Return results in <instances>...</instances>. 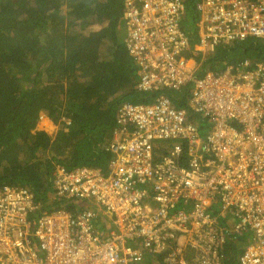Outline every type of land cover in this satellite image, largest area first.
<instances>
[{
    "label": "built area",
    "instance_id": "obj_1",
    "mask_svg": "<svg viewBox=\"0 0 264 264\" xmlns=\"http://www.w3.org/2000/svg\"><path fill=\"white\" fill-rule=\"evenodd\" d=\"M185 3L123 0L136 88L159 94L118 106L105 171L56 166L52 208L0 188V264H224L239 238L236 264H264V63L197 78L194 60L264 39V0H198L194 44ZM189 84L185 108L162 93Z\"/></svg>",
    "mask_w": 264,
    "mask_h": 264
},
{
    "label": "trees",
    "instance_id": "obj_2",
    "mask_svg": "<svg viewBox=\"0 0 264 264\" xmlns=\"http://www.w3.org/2000/svg\"><path fill=\"white\" fill-rule=\"evenodd\" d=\"M197 1L186 0L182 22L191 44ZM123 13V0H0V188H29L40 211L56 204L57 165L105 171L118 106L149 103L159 94L136 88ZM194 60L198 75L244 61L264 63V39L218 47ZM191 85L162 93L185 108ZM41 114L57 126L54 135L36 131ZM190 119L205 135L206 120ZM245 244L242 238L227 242L224 264H236Z\"/></svg>",
    "mask_w": 264,
    "mask_h": 264
},
{
    "label": "rangeland",
    "instance_id": "obj_3",
    "mask_svg": "<svg viewBox=\"0 0 264 264\" xmlns=\"http://www.w3.org/2000/svg\"><path fill=\"white\" fill-rule=\"evenodd\" d=\"M97 28L98 26H92L90 29L95 30ZM200 76L201 75H198V73L195 74V77L197 78ZM35 129L36 131L45 132L48 135H54L57 130V126L52 121H50L44 114H41Z\"/></svg>",
    "mask_w": 264,
    "mask_h": 264
}]
</instances>
